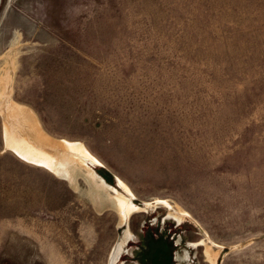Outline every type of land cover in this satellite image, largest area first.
Instances as JSON below:
<instances>
[{
	"label": "rangeland",
	"instance_id": "obj_1",
	"mask_svg": "<svg viewBox=\"0 0 264 264\" xmlns=\"http://www.w3.org/2000/svg\"><path fill=\"white\" fill-rule=\"evenodd\" d=\"M1 100L0 264H264V0H0Z\"/></svg>",
	"mask_w": 264,
	"mask_h": 264
},
{
	"label": "bare ground",
	"instance_id": "obj_2",
	"mask_svg": "<svg viewBox=\"0 0 264 264\" xmlns=\"http://www.w3.org/2000/svg\"><path fill=\"white\" fill-rule=\"evenodd\" d=\"M1 100L0 110L5 114L6 121V143L7 146L22 159L47 167L51 170L58 171L60 166L64 165V159L58 161L52 152L64 154L65 151L74 153L90 159V154L85 150L83 145L79 143H71L67 141H52L45 137L39 130L34 116L27 109L17 105L8 104ZM22 128H26L23 132ZM27 136H24L23 134ZM68 158V157H67ZM96 162V161H95ZM95 180L97 177L92 176ZM100 183L106 188H110L101 180ZM121 209L124 211V217L131 212L138 210V207L128 202L124 197H118ZM117 254H112L110 264H116L118 256L122 251V245L117 246ZM214 264V262H213Z\"/></svg>",
	"mask_w": 264,
	"mask_h": 264
},
{
	"label": "water",
	"instance_id": "obj_3",
	"mask_svg": "<svg viewBox=\"0 0 264 264\" xmlns=\"http://www.w3.org/2000/svg\"><path fill=\"white\" fill-rule=\"evenodd\" d=\"M117 249H118V248H117V246H116L115 249L113 250L112 254H114V253L117 254ZM110 259H111V258H110Z\"/></svg>",
	"mask_w": 264,
	"mask_h": 264
}]
</instances>
